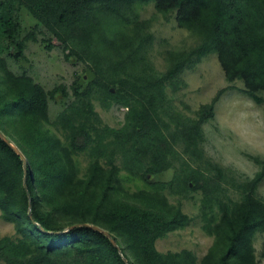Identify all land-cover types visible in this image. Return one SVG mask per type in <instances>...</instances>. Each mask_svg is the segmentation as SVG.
Wrapping results in <instances>:
<instances>
[{"label":"trees","instance_id":"1","mask_svg":"<svg viewBox=\"0 0 264 264\" xmlns=\"http://www.w3.org/2000/svg\"><path fill=\"white\" fill-rule=\"evenodd\" d=\"M148 4L200 40L167 50L162 72L148 58L154 35L140 16ZM24 9L35 30L93 75L85 87L75 80L73 100L54 120L50 98L67 91L49 92L8 65V55L25 59ZM0 38L7 43L0 45V215L15 228L0 238V264H257L264 160L243 178L207 156L203 126L226 88L193 117L174 109L167 90L185 87L184 72L216 53L227 81L244 82L263 104L264 0H0ZM96 93L127 108L121 127L103 123ZM169 171V180L158 179ZM191 192L201 194L202 227L214 238L201 260L190 249L156 246L192 222L169 198Z\"/></svg>","mask_w":264,"mask_h":264},{"label":"rangeland","instance_id":"2","mask_svg":"<svg viewBox=\"0 0 264 264\" xmlns=\"http://www.w3.org/2000/svg\"><path fill=\"white\" fill-rule=\"evenodd\" d=\"M140 16L142 20L151 21L150 31L154 41L148 58L160 72L166 68L164 55L167 50L191 49L200 43L197 36L178 26L174 14L165 16L159 13L154 4L142 6ZM19 22L22 36L31 37L26 40L25 59L16 62L8 55V65L15 73L29 74L49 92L55 88L67 91L69 97L58 90L55 97L50 98V118L54 120L73 100L72 84L75 80L85 87L92 81L93 75L88 64L77 61L75 57L67 60L65 54L68 51L64 52L50 33L37 28L35 30V21L25 9L19 12ZM0 45L5 47L7 43L0 38ZM9 52L14 53L15 49L11 48ZM183 77L187 82L185 87L175 93L170 88L167 91L174 109L189 117L195 116L200 105L209 103L220 89L226 88L215 105V117L203 126V147L207 156L215 162L240 177L253 178L261 168L257 159L264 160V102L258 104L247 95L243 90L244 82L227 81L216 53L207 55L193 69L186 70ZM262 95L264 98V93ZM93 102L104 124L111 127L124 124L126 107L108 104L100 93L95 94ZM80 159L85 166L88 157L83 155ZM171 176L172 172L169 171L158 179L166 181ZM258 194L264 199V180L258 187ZM169 198L173 203L181 201L184 212L192 216L193 220L187 227L159 239L157 249L164 253L190 249L201 260L214 240L202 227L201 194L191 192L188 197L170 195ZM7 235H15L14 225L0 215V238ZM254 247L257 264H264V232L256 233Z\"/></svg>","mask_w":264,"mask_h":264},{"label":"water","instance_id":"3","mask_svg":"<svg viewBox=\"0 0 264 264\" xmlns=\"http://www.w3.org/2000/svg\"><path fill=\"white\" fill-rule=\"evenodd\" d=\"M4 137V139H5V141H7L14 149H15V151L18 153V154H22L21 153V151L16 147V146H14L12 143H10V141L5 137V136H3ZM24 158V157H23ZM24 162H25V168L27 167V160L24 158ZM95 228H97V229H99V230H101V231H105V230H103L102 228H99V227H95ZM107 233V232H106ZM108 234V233H107ZM109 235V234H108ZM113 242L115 243V241L113 240Z\"/></svg>","mask_w":264,"mask_h":264}]
</instances>
